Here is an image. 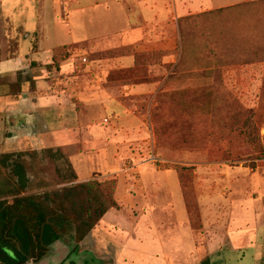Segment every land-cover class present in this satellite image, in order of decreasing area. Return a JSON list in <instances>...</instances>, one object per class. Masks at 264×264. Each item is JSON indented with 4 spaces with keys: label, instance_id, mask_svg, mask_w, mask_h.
Returning <instances> with one entry per match:
<instances>
[{
    "label": "rangeland",
    "instance_id": "obj_1",
    "mask_svg": "<svg viewBox=\"0 0 264 264\" xmlns=\"http://www.w3.org/2000/svg\"><path fill=\"white\" fill-rule=\"evenodd\" d=\"M141 1L147 6L119 2L124 12L132 8L129 17L147 14L130 22L131 44L103 50L96 39L104 45L123 31L107 22L114 15L108 0H0L9 55L17 45L29 56L41 33L47 49L75 43L55 49L50 65L39 64L47 87L87 80L111 100L94 111L77 102L80 117L93 116L73 150L77 176L59 134L47 135L40 151L11 150L9 135L0 141V156L21 155L25 168L15 179L28 194L78 181L115 185L119 208L94 234L109 247L96 251L84 239L86 256L61 244L43 261L264 264V0ZM48 113L50 128L70 122L63 112Z\"/></svg>",
    "mask_w": 264,
    "mask_h": 264
},
{
    "label": "crops",
    "instance_id": "obj_2",
    "mask_svg": "<svg viewBox=\"0 0 264 264\" xmlns=\"http://www.w3.org/2000/svg\"><path fill=\"white\" fill-rule=\"evenodd\" d=\"M121 1L123 0H108V5L112 4L114 6V8L111 9V11L114 12V15L113 17H109L107 22L110 25L118 24L119 27L122 25L123 31L118 34L119 37L117 40L104 45H100L101 39H96L99 41L97 46L100 49L104 50L105 47L111 46V44L116 43L117 41L120 43L123 42L124 44H131V41L135 38L136 31L134 28H136V25L130 22H133L134 19L140 20L141 17H147V14L141 11L137 13L135 16L136 18L129 17L132 8L127 7L124 12L125 5H119V2ZM133 1L134 5L141 6L144 4L147 6L145 2L143 3L141 0ZM187 4L190 5L189 2H187ZM128 9L131 12H127ZM2 23L4 24V22ZM2 23L1 25H3ZM3 29H5V27H1V30ZM7 40L8 38L6 35L3 34L2 37L0 36V52L3 51V54H5L4 58H1L3 54L0 55V76L9 77L7 80L8 84H5L4 86L0 85V141L5 135H9L7 141L8 144H10V148H12L11 150L28 148V150L31 151H40L47 148V135L59 134L61 136V142L58 146L59 148H62L64 152L68 151L69 161L74 168L75 176H77V162L75 161V157L79 154L73 152V150L79 145L77 137L78 132L80 130L88 131V127L85 128L86 125L93 122V120H90V118L93 119V116L86 113V111H83L81 117L78 115L77 102L87 103V106L86 104L84 105L85 110H87L88 107L90 110L93 109L94 111L96 107L102 105L100 102H111L109 92L105 89L94 91L92 88L95 86V83L87 80L82 81L77 78L59 79V83H57L58 85L54 88L47 87L45 70L38 68V66H40L39 64H41V66L50 65L53 63L52 57L55 49L73 46L75 43L56 45L47 49L43 43L44 38L41 33L36 37V46L33 47L34 50L32 49L30 52L31 54L26 56V58H23L18 53L17 45L12 54L9 55L8 52H6L3 43H7ZM64 64L66 65V61L61 62V69ZM17 72H22V78L20 80L21 92L15 94L10 92L11 86L9 84L16 82ZM58 86L65 87L59 88ZM49 111L63 112V116L60 117L65 118L66 120L69 119V124H64L61 129L50 128L48 123L49 119H47ZM72 113H74L75 116H73ZM79 117L82 118L85 123L84 125L79 124ZM73 118H76L75 124L73 123ZM103 121L106 122L107 119L104 118ZM135 122L132 121L131 123ZM135 124H139V122ZM90 127L91 126H89V128ZM87 133H89V131ZM84 140H81L80 143ZM136 193L138 195H145L138 191H136ZM111 211L112 210L108 211L103 216L101 223L104 222L103 224L110 225V219H108V216L111 214ZM98 230L102 229L97 225L96 228L88 234L85 240L90 239L94 241V234H96ZM108 245L109 243L104 244L94 241V249H96V251L101 250L99 249L100 246L108 248ZM91 253L93 257H97L93 251Z\"/></svg>",
    "mask_w": 264,
    "mask_h": 264
},
{
    "label": "trees",
    "instance_id": "obj_3",
    "mask_svg": "<svg viewBox=\"0 0 264 264\" xmlns=\"http://www.w3.org/2000/svg\"><path fill=\"white\" fill-rule=\"evenodd\" d=\"M8 78L0 76V85L8 84ZM21 78L17 72L16 82L9 84L11 93L21 92ZM20 156H0V244L12 252L8 256L0 250V264H39L54 242L65 243L70 236L79 245L108 211L118 210L115 185L92 180L28 194L15 179L25 168ZM201 264L211 263L205 258Z\"/></svg>",
    "mask_w": 264,
    "mask_h": 264
},
{
    "label": "flooded vegetation",
    "instance_id": "obj_4",
    "mask_svg": "<svg viewBox=\"0 0 264 264\" xmlns=\"http://www.w3.org/2000/svg\"><path fill=\"white\" fill-rule=\"evenodd\" d=\"M21 180V179H20ZM64 242L65 243H63V241H56V242H54L52 245H51V248H50V251L48 252V254L39 262L40 264H46V263H44V261L43 260H45L47 257H51V256H53L54 254H57V251H58V249L59 248H57V246L58 245H63L64 247H65V249H70V248H68V247H71V251L73 252V250H76L77 249V251H76V253L78 254L79 253V255L78 256H81L82 254H84L85 256H86V251L87 250H81L80 249V246L79 245H76V244H73V242H71V244H69L68 243V241L67 240H64ZM62 246V247H63ZM54 247V251L52 250V248ZM64 247L62 248V249H64ZM89 252V254H90V257L92 256V258H93V260L94 261H96L95 260V257H93V255H92V253L90 252V251H88ZM70 255V254H69ZM77 256V257H78ZM87 257H89V256H87ZM43 262V263H42Z\"/></svg>",
    "mask_w": 264,
    "mask_h": 264
},
{
    "label": "water",
    "instance_id": "obj_5",
    "mask_svg": "<svg viewBox=\"0 0 264 264\" xmlns=\"http://www.w3.org/2000/svg\"><path fill=\"white\" fill-rule=\"evenodd\" d=\"M21 182H22V184H24V181H23V179L21 178Z\"/></svg>",
    "mask_w": 264,
    "mask_h": 264
}]
</instances>
